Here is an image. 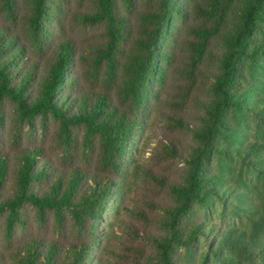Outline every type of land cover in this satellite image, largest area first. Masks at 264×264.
<instances>
[{"label":"trees","instance_id":"trees-1","mask_svg":"<svg viewBox=\"0 0 264 264\" xmlns=\"http://www.w3.org/2000/svg\"><path fill=\"white\" fill-rule=\"evenodd\" d=\"M48 1L36 56L0 4V264H264V0H93L83 51L48 42ZM29 211L75 238L24 235Z\"/></svg>","mask_w":264,"mask_h":264},{"label":"rangeland","instance_id":"rangeland-1","mask_svg":"<svg viewBox=\"0 0 264 264\" xmlns=\"http://www.w3.org/2000/svg\"><path fill=\"white\" fill-rule=\"evenodd\" d=\"M51 4L50 15L45 19L46 38L50 44H54L55 41L60 38H69L77 46L78 50L83 51L94 47L98 43L103 42V31L99 27H92L86 25L81 20V15L90 11L93 6V0H49ZM136 2H141V0H136ZM17 5V11L15 14V20L13 23V28L19 36V40L26 44L27 53L36 56L33 51V46L31 42L30 33L28 30V25L26 23V17L29 15L31 0H15ZM1 4V0H0ZM1 7V6H0ZM4 15L0 13V18L2 19ZM168 69V66H165ZM168 74V85L163 88L162 93L169 95L173 92V87L178 82L176 74L174 72V67L170 66L167 71ZM13 106L10 101L4 103L1 124H0V148L6 150L11 148L12 143V132L14 130L13 124ZM55 126L53 123H49L45 130H41L39 127L28 134L27 130L24 129L23 144L35 143L33 138H36V142H40L44 145H49L51 136L54 132ZM157 134L158 139L160 136H164L166 133L164 129H159ZM160 132V133H159ZM179 135V134H177ZM30 137L31 140H30ZM155 138V136H154ZM188 138V137H186ZM154 144H152L153 146ZM149 153H146L148 156ZM26 231L24 235L27 234H40L43 236L51 237H64V239H73L76 234L73 232L71 224L66 223L64 228L61 229L60 233L56 227H54L52 219L50 218L48 222L44 225H40L32 213L29 211L27 215ZM107 217L102 219V224H100L101 231L106 229ZM2 222L0 223V230Z\"/></svg>","mask_w":264,"mask_h":264}]
</instances>
